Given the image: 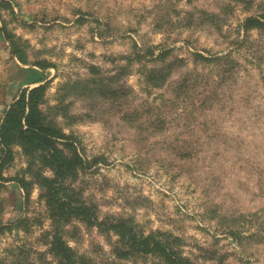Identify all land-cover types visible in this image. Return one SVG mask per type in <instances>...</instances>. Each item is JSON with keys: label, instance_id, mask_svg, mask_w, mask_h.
Returning a JSON list of instances; mask_svg holds the SVG:
<instances>
[{"label": "rangeland", "instance_id": "rangeland-1", "mask_svg": "<svg viewBox=\"0 0 264 264\" xmlns=\"http://www.w3.org/2000/svg\"><path fill=\"white\" fill-rule=\"evenodd\" d=\"M47 81L48 110L97 160L74 185L100 218L171 236L190 264H264V0H0V123ZM27 166L17 149L4 173L0 264L47 250ZM65 238L90 264H166L120 257L117 235L77 219Z\"/></svg>", "mask_w": 264, "mask_h": 264}, {"label": "trees", "instance_id": "trees-1", "mask_svg": "<svg viewBox=\"0 0 264 264\" xmlns=\"http://www.w3.org/2000/svg\"><path fill=\"white\" fill-rule=\"evenodd\" d=\"M256 19L250 17L245 21L246 30L254 28L255 23V26H260ZM7 39L13 55L27 64L25 49L19 45L20 38L8 34ZM38 66L46 68L49 65L38 63ZM94 81L91 79L90 82ZM77 84L92 91L98 89V86L90 87L83 80L77 81ZM48 85L49 81L24 89L5 111L0 123V189L5 180V170L12 165L17 149H20L28 159V166L19 179L20 185L27 195H30L32 187L39 188L40 198L45 202L48 218L52 221V229L42 235L47 250L38 251L41 262L38 263L29 254H17L11 264H90V258L79 254L65 238L66 226L76 219L99 228L103 233L117 235L120 257L153 254L165 259L166 264H190V259L179 254L171 236L162 232L146 234L138 229L132 219L125 217L109 215L100 218L98 207L83 198L74 183L80 173L91 168L97 160L92 161L79 151L76 140L64 131L55 115L51 114L55 107L50 106L48 110ZM115 92L112 90L109 97L116 98L113 96Z\"/></svg>", "mask_w": 264, "mask_h": 264}]
</instances>
